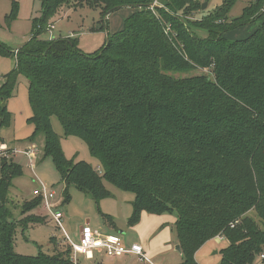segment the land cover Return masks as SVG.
Wrapping results in <instances>:
<instances>
[{"label": "trees", "instance_id": "obj_1", "mask_svg": "<svg viewBox=\"0 0 264 264\" xmlns=\"http://www.w3.org/2000/svg\"><path fill=\"white\" fill-rule=\"evenodd\" d=\"M155 1L42 0L43 16L0 87V128L11 124L3 102L22 75L34 127L29 140L43 134L44 156L65 183V202L73 185L100 204L112 196L107 181L134 195L130 226L143 212L176 213L180 264H198L197 252L219 236L229 243L220 264H255L264 253V0H253L233 20L237 0H223L195 21L190 16L202 8L198 1ZM76 3L100 8L106 17L124 7L135 11L94 55L74 37L40 39L49 18ZM260 19L244 39L225 36ZM204 70L211 74H197ZM54 117L66 137L86 142L103 174L66 158ZM22 174L13 159H1L0 264H74L69 246L36 257L15 251L17 223L8 204L12 182ZM42 202L40 196L22 205L23 231L39 220L31 213ZM100 215L115 227L110 215Z\"/></svg>", "mask_w": 264, "mask_h": 264}, {"label": "rangeland", "instance_id": "obj_2", "mask_svg": "<svg viewBox=\"0 0 264 264\" xmlns=\"http://www.w3.org/2000/svg\"><path fill=\"white\" fill-rule=\"evenodd\" d=\"M196 1L202 5V8L196 14L190 16L192 21L203 19L223 3V0ZM252 1L237 0L229 14V19L233 20L240 17L244 8L249 6ZM154 5L162 6L158 0L154 2ZM203 5H206L204 10ZM134 11L135 9L132 7H124L106 17L100 8L91 7L84 3H76L53 14L49 18L50 24L46 28L47 31L40 35V39L53 40L55 38L74 37L78 39V46L84 53L94 55L125 28L126 21ZM262 13H264V10ZM42 16V0H0V45L8 52L3 53L0 49V87L6 83V75L15 69L19 50L29 42L34 29V21ZM261 22L260 19L255 23L241 26L227 32L225 36L229 40L244 39L252 34ZM52 25L54 26L53 30L50 29ZM167 28L169 30L170 25ZM198 33L203 37L207 36L204 31ZM203 73L210 75L211 71L204 70L197 74ZM28 84V80L24 76H19L12 88V96L3 102L11 114V124L8 127L0 128V138L3 141L0 144V178L2 158L13 159L23 169V174L12 182L8 204L14 214L13 221L17 223L15 251L20 255L31 257H36L40 253L47 255L65 253L70 250L66 237H69L72 242L78 243L81 228L89 222L93 230H98L102 234L117 233L122 236L126 244L142 246L143 256L146 259L151 258L153 246L155 251L152 258L163 255L165 256L163 257L165 264L182 263L183 257L178 261L179 254L176 253V246H174L173 251H169V247L173 246L174 242L178 240L174 227L176 213L149 214L160 217L167 224L173 226V234H171L173 242H171V238L168 244L164 245L163 240L159 239L158 232H154V223L146 217L141 218L135 226L128 224V219L133 210L134 195L117 189L107 181H104V184L112 193V196L103 200L100 204H97L89 195L79 191L73 185L68 190L69 201H64L66 196L64 194L65 183L62 181L53 161L44 156L45 140L43 134L38 135L34 142L29 140L34 127L28 122V119L32 116L28 98ZM2 118L0 115V121ZM51 123L60 138L67 159H74L75 162H88L97 173L103 174L101 164L92 157L85 141L77 137H66L56 117L52 118ZM28 146L36 148L37 156L32 161L33 168L25 155ZM42 184L47 185L48 191L55 194L54 198L50 200L51 209H46L43 201L42 205L31 213L39 220L30 224L28 229L23 231L22 224H19V221L24 218L22 205L27 201L39 199L40 196L36 195L35 191L41 190ZM56 212H60L63 216L60 221L61 224L53 216ZM100 213L110 215L115 227L103 219ZM249 216L258 224L262 223L255 212H251ZM144 235H148L149 241L143 239ZM228 245L227 240L218 237L209 241L195 255L196 262L198 264H220L221 251ZM103 260H112V258H104ZM138 262L144 264L145 261H141L139 258ZM257 262L258 259L255 264ZM78 264L95 263L79 256Z\"/></svg>", "mask_w": 264, "mask_h": 264}, {"label": "built area", "instance_id": "obj_3", "mask_svg": "<svg viewBox=\"0 0 264 264\" xmlns=\"http://www.w3.org/2000/svg\"><path fill=\"white\" fill-rule=\"evenodd\" d=\"M53 30L54 26H50ZM25 155L28 157L30 164L33 168V159L37 156L36 148L30 147L25 151ZM35 194L43 197L44 207L46 209H51L50 200L54 198V193L49 192L47 185L42 184V188L39 191H35ZM55 220L61 224V219L63 218L60 212H56L54 215ZM219 238H223L219 236ZM68 245L72 250L71 261L74 264H78V257L82 256L88 261L95 259L96 254H101L107 258H123L127 255H133L140 258L141 261H145L144 250L140 245H130L128 246L123 238L119 235L114 234H102L99 231L93 230L89 224L84 225L81 228L79 242H72L69 237ZM264 261V253L258 257V262L256 264H262Z\"/></svg>", "mask_w": 264, "mask_h": 264}, {"label": "crops", "instance_id": "obj_4", "mask_svg": "<svg viewBox=\"0 0 264 264\" xmlns=\"http://www.w3.org/2000/svg\"><path fill=\"white\" fill-rule=\"evenodd\" d=\"M31 144V143H30ZM32 145V144H31ZM30 145V146H31ZM28 146L27 149L30 147ZM146 217L148 220H151L153 223H154V232L157 231L158 232V236H159V239L161 238L163 240V244L164 245H167L168 242L171 240L172 238V235L173 234V231H172V225H169L166 223V221H163L162 218L160 217H155L153 215H149V213L147 212H143L142 213V217L141 218H144ZM175 222H176V218L174 219V225H175ZM87 224H89V222H87ZM90 225V224H89ZM98 231V230H96ZM156 232V233H157ZM114 235H119L120 234H117V233H112ZM122 237V236H121ZM219 238V237H218ZM143 239L145 241H149V237L148 235H144L143 236ZM221 239V238H220ZM224 239V238H222ZM124 240V239H123ZM225 240V239H224ZM125 242V241H124ZM173 242V238H172V241ZM209 243V242H208ZM207 244V243H206ZM205 244V246H206ZM128 245V244H127ZM130 246V245H128ZM174 246H176V253L179 254V259L178 261L182 258V254L180 251L177 250V246H179V243H178V240L174 242V245L173 246H170L169 247V251H173L174 249ZM152 255H151V258L150 259H146L145 262H143L144 264H165L164 263V258L165 256H159V257H154L152 258V256L154 255V251H155V248L152 246ZM150 253V252H149ZM159 254V253H158ZM157 254V255H158ZM104 258H107V257H104L103 255L101 254H96V257L94 260H92L95 264H140L138 262V258L133 256V255H127L123 258H112V260H103ZM108 259V258H107ZM88 261V260H87ZM175 264V263H174Z\"/></svg>", "mask_w": 264, "mask_h": 264}, {"label": "water", "instance_id": "obj_5", "mask_svg": "<svg viewBox=\"0 0 264 264\" xmlns=\"http://www.w3.org/2000/svg\"><path fill=\"white\" fill-rule=\"evenodd\" d=\"M206 8V5H203V10ZM177 250L181 252L180 246H177Z\"/></svg>", "mask_w": 264, "mask_h": 264}]
</instances>
